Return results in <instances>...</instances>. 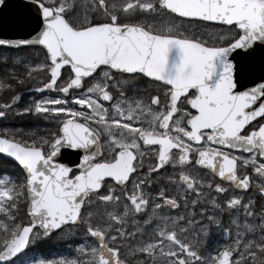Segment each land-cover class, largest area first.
<instances>
[{"label": "snow or ice", "instance_id": "1", "mask_svg": "<svg viewBox=\"0 0 264 264\" xmlns=\"http://www.w3.org/2000/svg\"><path fill=\"white\" fill-rule=\"evenodd\" d=\"M25 115L0 264H264V0H0V121Z\"/></svg>", "mask_w": 264, "mask_h": 264}, {"label": "rangeland", "instance_id": "2", "mask_svg": "<svg viewBox=\"0 0 264 264\" xmlns=\"http://www.w3.org/2000/svg\"><path fill=\"white\" fill-rule=\"evenodd\" d=\"M27 97H24L22 99V102L26 100ZM48 123L46 121H43L41 119L34 118L32 116H19V117H13L10 118L7 122L0 121V127H9V128H15L19 129L22 133H29L32 131H37L44 129L48 127ZM39 134V132H38ZM225 225L227 224L228 217L225 215L222 217ZM77 233L69 234L63 237H57L53 239L50 243L52 247L49 246L48 252L46 254H40L46 257H52L54 255H65V256H72L75 254V246L77 243L80 242V234L79 238L76 240L71 239L74 237ZM205 244L203 247H206L208 249H211L215 247L217 244L224 243V238L220 234V232L213 227L208 236L204 238Z\"/></svg>", "mask_w": 264, "mask_h": 264}, {"label": "trees", "instance_id": "3", "mask_svg": "<svg viewBox=\"0 0 264 264\" xmlns=\"http://www.w3.org/2000/svg\"><path fill=\"white\" fill-rule=\"evenodd\" d=\"M77 238H78V234H77L76 236L72 237L71 239L76 240ZM50 242H51V241H50ZM50 242H49V244H48L46 247H44V248L41 249L40 251H42V250H44V249H47V248L51 245Z\"/></svg>", "mask_w": 264, "mask_h": 264}, {"label": "water", "instance_id": "4", "mask_svg": "<svg viewBox=\"0 0 264 264\" xmlns=\"http://www.w3.org/2000/svg\"><path fill=\"white\" fill-rule=\"evenodd\" d=\"M30 92H31V90H28V91H27V93H30Z\"/></svg>", "mask_w": 264, "mask_h": 264}, {"label": "flooded vegetation", "instance_id": "5", "mask_svg": "<svg viewBox=\"0 0 264 264\" xmlns=\"http://www.w3.org/2000/svg\"><path fill=\"white\" fill-rule=\"evenodd\" d=\"M142 86V85H141ZM46 95L48 94V93H45Z\"/></svg>", "mask_w": 264, "mask_h": 264}]
</instances>
